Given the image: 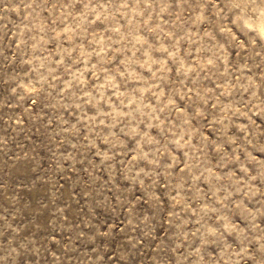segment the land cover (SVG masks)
<instances>
[{"label":"rangeland","instance_id":"1","mask_svg":"<svg viewBox=\"0 0 264 264\" xmlns=\"http://www.w3.org/2000/svg\"><path fill=\"white\" fill-rule=\"evenodd\" d=\"M264 0H0V264H264Z\"/></svg>","mask_w":264,"mask_h":264},{"label":"bare ground","instance_id":"2","mask_svg":"<svg viewBox=\"0 0 264 264\" xmlns=\"http://www.w3.org/2000/svg\"><path fill=\"white\" fill-rule=\"evenodd\" d=\"M263 32H264V30H263Z\"/></svg>","mask_w":264,"mask_h":264}]
</instances>
